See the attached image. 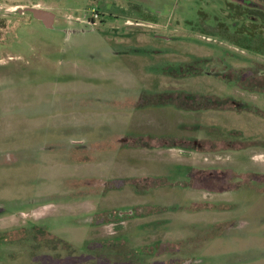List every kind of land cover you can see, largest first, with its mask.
<instances>
[{"label":"rangeland","instance_id":"1","mask_svg":"<svg viewBox=\"0 0 264 264\" xmlns=\"http://www.w3.org/2000/svg\"><path fill=\"white\" fill-rule=\"evenodd\" d=\"M228 4L264 13L0 0V264H264V57L201 31Z\"/></svg>","mask_w":264,"mask_h":264},{"label":"trees","instance_id":"2","mask_svg":"<svg viewBox=\"0 0 264 264\" xmlns=\"http://www.w3.org/2000/svg\"><path fill=\"white\" fill-rule=\"evenodd\" d=\"M227 6L229 12L233 13L235 16L232 17L230 13L231 17H228L229 20L233 21V18H235L236 20L241 19V21L244 22V19H249L251 21L250 25L242 24L236 29H231L225 22L214 18L212 25L205 24L202 26V33L227 41L249 53L264 56V35H262V33L256 34L255 29L258 26L254 23L257 19L264 22V13L254 7H243L239 4H228ZM202 17L207 19L206 14H203Z\"/></svg>","mask_w":264,"mask_h":264},{"label":"water","instance_id":"3","mask_svg":"<svg viewBox=\"0 0 264 264\" xmlns=\"http://www.w3.org/2000/svg\"><path fill=\"white\" fill-rule=\"evenodd\" d=\"M32 15V17L36 20H41L45 23V26L49 28L53 15L46 11L36 10V9H28Z\"/></svg>","mask_w":264,"mask_h":264},{"label":"flooded vegetation","instance_id":"4","mask_svg":"<svg viewBox=\"0 0 264 264\" xmlns=\"http://www.w3.org/2000/svg\"><path fill=\"white\" fill-rule=\"evenodd\" d=\"M30 13L29 11H27V10H24V11H22L21 13L23 14V13ZM31 14V13H30ZM95 17H96V15H95ZM37 21H39L40 23H41V25H43L44 27H46L45 26V23L43 22V21H41V20H37ZM53 27V24H50V26H49V29L50 28H52ZM47 28V27H46ZM249 53V52H248ZM251 54H253V53H251ZM256 55H258V54H256ZM260 56V55H259ZM262 57H264V56H262Z\"/></svg>","mask_w":264,"mask_h":264}]
</instances>
